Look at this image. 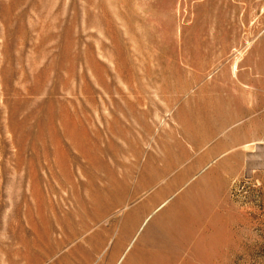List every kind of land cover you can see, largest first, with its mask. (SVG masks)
<instances>
[{"label":"rangeland","instance_id":"1","mask_svg":"<svg viewBox=\"0 0 264 264\" xmlns=\"http://www.w3.org/2000/svg\"><path fill=\"white\" fill-rule=\"evenodd\" d=\"M115 263L264 264V0H0V264Z\"/></svg>","mask_w":264,"mask_h":264},{"label":"bare ground","instance_id":"2","mask_svg":"<svg viewBox=\"0 0 264 264\" xmlns=\"http://www.w3.org/2000/svg\"><path fill=\"white\" fill-rule=\"evenodd\" d=\"M48 77V76H47ZM52 104V103H51ZM36 109V108H35ZM60 112V111H59ZM31 114V113H30ZM48 120V119H47ZM49 121V120H48ZM52 121V120H51ZM52 124V123H51ZM50 129V128H49ZM49 132V131H48ZM39 142V141H38ZM60 167V166H59ZM61 168V167H60ZM93 197V196H92ZM123 200V199H122ZM100 201V200H99ZM121 202H123V201H121ZM120 203V202H119ZM116 204H118V203H116ZM162 204H164V202L163 203H161V204H159V205H157V206H155V208H153L152 210L153 211H155V210H157L158 208H160L161 206H162ZM113 205V204H112ZM124 207V206H123ZM165 214V213H164ZM97 217V216H96ZM147 217V216H146ZM146 217H145V219H146ZM131 221H132V219H131ZM144 222V220L141 222V223H143ZM96 246V245H95ZM119 260H120V258L117 260V263L119 262ZM116 264V263H115ZM129 264V263H128Z\"/></svg>","mask_w":264,"mask_h":264}]
</instances>
